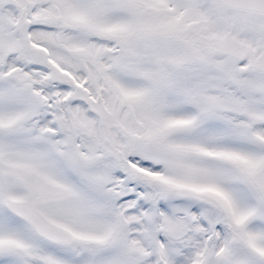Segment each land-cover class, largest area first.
Wrapping results in <instances>:
<instances>
[{
    "label": "snow or ice",
    "instance_id": "1",
    "mask_svg": "<svg viewBox=\"0 0 264 264\" xmlns=\"http://www.w3.org/2000/svg\"><path fill=\"white\" fill-rule=\"evenodd\" d=\"M0 264H264V0H0Z\"/></svg>",
    "mask_w": 264,
    "mask_h": 264
}]
</instances>
